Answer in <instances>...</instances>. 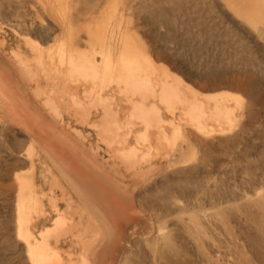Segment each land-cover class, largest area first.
<instances>
[{"label":"bare ground","instance_id":"obj_1","mask_svg":"<svg viewBox=\"0 0 264 264\" xmlns=\"http://www.w3.org/2000/svg\"><path fill=\"white\" fill-rule=\"evenodd\" d=\"M67 2L47 5L59 15ZM256 2L231 0L251 19L261 15ZM73 18H64L49 45L18 26L7 36L0 25V119L20 125L31 141L30 170L15 174V232L31 264L111 263L137 213L132 187L161 160L230 129L240 104L231 91L197 90L154 60L138 37L105 21L85 24L82 41ZM36 160L45 183L36 181Z\"/></svg>","mask_w":264,"mask_h":264},{"label":"rangeland","instance_id":"obj_2","mask_svg":"<svg viewBox=\"0 0 264 264\" xmlns=\"http://www.w3.org/2000/svg\"><path fill=\"white\" fill-rule=\"evenodd\" d=\"M253 6L261 15L251 19L231 0H68L56 15L47 0H0L7 36L18 26L49 45L73 16L84 41L85 24L105 21L197 90L240 98L228 132L194 141L132 187L137 213L109 264H264V1ZM66 119L94 139L87 125ZM30 144L20 125L0 119V264H31L15 232V174L30 170ZM43 176L36 160V181Z\"/></svg>","mask_w":264,"mask_h":264}]
</instances>
